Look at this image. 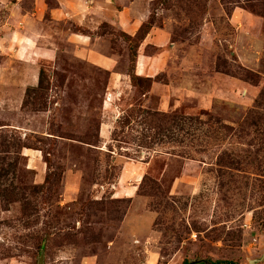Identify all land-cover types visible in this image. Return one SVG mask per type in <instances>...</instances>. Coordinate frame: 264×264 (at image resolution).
I'll return each instance as SVG.
<instances>
[{
  "label": "rangeland",
  "instance_id": "obj_1",
  "mask_svg": "<svg viewBox=\"0 0 264 264\" xmlns=\"http://www.w3.org/2000/svg\"><path fill=\"white\" fill-rule=\"evenodd\" d=\"M63 1L0 0V264H264V0Z\"/></svg>",
  "mask_w": 264,
  "mask_h": 264
},
{
  "label": "crops",
  "instance_id": "obj_2",
  "mask_svg": "<svg viewBox=\"0 0 264 264\" xmlns=\"http://www.w3.org/2000/svg\"><path fill=\"white\" fill-rule=\"evenodd\" d=\"M83 1L84 2H81L80 6H78L74 0H64L62 4L60 2L59 11L53 12L54 17L56 13L60 14V12L64 11V13H62V15L58 18L59 20L62 19L67 22L71 20L74 21V23L77 24L78 26H83L84 28H91V23H96L97 19L101 18V14L99 9L95 7L96 6L95 1H91V2H87V0H83ZM68 2L73 4V6L71 7L74 14L72 12L67 11L69 10L67 8ZM75 14H79V15L77 16ZM120 27L124 31V27L122 26ZM128 27L130 28L129 24ZM126 32L129 33L130 31H126ZM31 41L32 43L36 42L35 40L32 39ZM68 41L72 43V45H74V52L76 56L80 57L81 59L82 58L86 59V61L94 65H98L99 67L105 70L110 71L107 67L111 65V60L94 50L92 44L90 43L89 37L82 36L79 34H70L68 37ZM22 47H25V49H19L20 54H18V58L19 56L25 57V62L29 60V61H35V63L38 64L41 61H51L55 57V51L51 47H45L41 45L40 46L37 45L33 47L32 44H27V43L23 44L21 48ZM19 51H17V53H19ZM20 60L23 61L22 58H20ZM156 68H160V65L157 64ZM142 69H143V65H141V68H139L138 66V70L140 72H143ZM33 74L35 75V72H33ZM137 75L140 74L137 73ZM35 79H37L35 76H32V78L31 76H29V79L26 78L25 76L20 77L18 82L19 83L18 88L19 89L22 88V85L23 86L28 85L31 87L36 86L37 84Z\"/></svg>",
  "mask_w": 264,
  "mask_h": 264
},
{
  "label": "trees",
  "instance_id": "obj_3",
  "mask_svg": "<svg viewBox=\"0 0 264 264\" xmlns=\"http://www.w3.org/2000/svg\"><path fill=\"white\" fill-rule=\"evenodd\" d=\"M41 76H42V71H41L40 77ZM39 81H40V78H39ZM262 101H264V93H261L260 98L255 101V107L256 106H259ZM148 116H150V114L149 113H146V120L149 119ZM177 121H178V118L175 117L174 118V122H176V124L178 123ZM245 124H248V122L246 121ZM220 125H221V128H223L224 130H229V127L224 126L223 124H221V122H220ZM252 126H255L256 127V126H258V124H254ZM214 264H222V263H219L218 262V263H214ZM229 264H231V263H229Z\"/></svg>",
  "mask_w": 264,
  "mask_h": 264
}]
</instances>
